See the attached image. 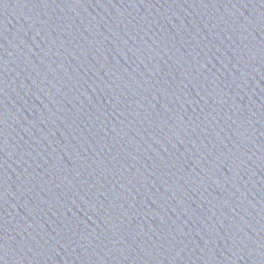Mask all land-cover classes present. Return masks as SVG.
<instances>
[{
    "label": "water",
    "instance_id": "95a60500",
    "mask_svg": "<svg viewBox=\"0 0 264 264\" xmlns=\"http://www.w3.org/2000/svg\"><path fill=\"white\" fill-rule=\"evenodd\" d=\"M0 264H264V0H0Z\"/></svg>",
    "mask_w": 264,
    "mask_h": 264
}]
</instances>
